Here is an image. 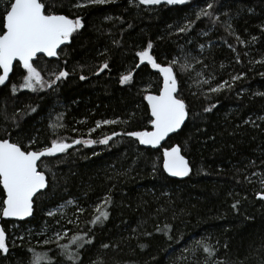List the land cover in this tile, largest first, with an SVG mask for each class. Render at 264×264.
Instances as JSON below:
<instances>
[{
    "label": "trees",
    "instance_id": "trees-1",
    "mask_svg": "<svg viewBox=\"0 0 264 264\" xmlns=\"http://www.w3.org/2000/svg\"><path fill=\"white\" fill-rule=\"evenodd\" d=\"M45 2L48 11L79 16L84 23L57 58L41 55L36 61L38 68L47 70L45 79L48 72L58 69H66L69 76L52 89L13 93L11 85H18L24 74L15 65L9 81L0 85V137L23 141L25 146L28 136L38 137L36 147L41 148L51 137V122L58 117L65 125L59 135L69 143L81 136L100 139L113 131L150 130V108L144 97L158 93L163 80L136 53L151 40L158 62L178 59L183 63L187 58L193 65L178 77L180 94L191 110L189 121L163 144H181L192 171L183 180L169 177L162 168V148L143 147L125 135L113 137L108 145H73L65 154L44 158L50 187L34 206L33 216L18 222L0 215L9 244V253L0 254V264H30L31 249L57 257L55 237L47 245L42 241L60 231V226L70 230L69 236L89 229L94 233L92 244L81 252L83 264H205V258L209 264L214 260L264 264V201L255 196L259 183L244 180L253 172L264 174V121L256 119L264 116V96L256 94L264 93V63H252L264 60V0H215L219 18L215 23L208 17L196 19V12L208 0L139 6L129 0H112L86 7H75L78 0ZM190 20L195 23L187 31H178ZM225 21L247 43H237ZM252 37L257 39L252 41ZM114 40L119 43L113 44ZM105 59L109 69L96 74ZM128 71L133 72L132 81L120 84V75ZM241 72L245 76L231 90L202 94L209 84L215 87ZM81 75L86 79L81 80ZM206 79L209 84H203ZM210 104H215L212 111L203 112ZM30 106L36 111L20 114ZM250 117L261 127L245 124ZM117 118L119 123L102 124L89 133L96 121ZM106 193L113 201L110 217L103 225L93 226L88 223L94 213L92 205ZM73 198L87 208L79 220L75 206L55 218L47 216L50 209ZM236 199L241 200L238 210L231 207ZM202 237L217 250L214 256L191 251L193 241ZM103 244L109 247L101 248Z\"/></svg>",
    "mask_w": 264,
    "mask_h": 264
},
{
    "label": "snow or ice",
    "instance_id": "snow-or-ice-1",
    "mask_svg": "<svg viewBox=\"0 0 264 264\" xmlns=\"http://www.w3.org/2000/svg\"><path fill=\"white\" fill-rule=\"evenodd\" d=\"M111 2L112 0H78L74 6L86 7L88 5H104ZM129 2L135 3L137 6L160 5L162 3L179 5L185 4L187 0H129ZM0 3L4 5L3 12H0V85H5L6 81H9L10 73L14 71L15 65H19L24 74L18 85H11L13 93L19 89L38 92L46 88H54L58 81L69 76V72L66 69H58L57 71L48 72V79H45L44 73L47 70L38 68L36 61L41 54L47 57H58V49L66 42H69L73 34L78 33L84 27L82 18L79 16L70 18L67 15L48 11L45 0H0ZM248 11H251V9H248ZM195 15L196 19L208 17L214 23L218 22L215 0H208L205 7L199 9ZM105 19H111V17H105ZM194 23V20L187 21L184 27L178 28V31L185 32ZM224 26L230 35L235 36L237 43H247V41L236 35L231 23L225 21ZM261 28L264 30V25H261ZM256 39V37L251 38L252 41ZM118 43V41H113V44ZM201 47L203 46L201 45ZM229 47L235 51L232 45H229ZM152 49L153 42L149 40L146 46L136 53L139 61L141 63L146 62L152 69L157 70L163 80V86L159 89L158 94L149 93L144 97L148 101L150 108L148 123L151 125V130L145 128L124 133L113 131L111 135H104L100 139L81 136L80 138H72L71 143H69L66 136L59 135L60 130L65 129V125L61 123L62 117H58L51 122V137L41 148L36 147L39 143L38 137L28 136L27 146L23 144V141L12 142L9 138L0 137V185H2V190L0 191L3 193V198L0 199V215L20 219L33 216L34 206H36L40 197L47 195L50 187V181L47 179L45 171L47 165L43 163L44 158H54L56 154H65L73 145H108L113 137L125 135L136 138L141 145L162 148L161 159L164 172L173 177H187L190 174L192 168L190 167L189 159L182 151V145L173 144L169 147H164L161 142L170 137V134H178L182 131L189 121L191 110L185 98L180 94L178 77L181 73L192 69L193 65L187 58L183 63H180L178 59H173L170 62H158L157 58L152 54ZM106 53L107 49H105ZM236 59L239 61V56ZM252 63H264V60L253 61ZM106 69H109L107 59L96 68V74ZM197 75L200 74L197 73ZM261 75H264V73H261ZM244 76L245 73L243 72L239 75L230 76L229 80L221 81L215 87L209 84V79H212V77H209V79L203 80V84H209V86L207 91L202 94L207 96V93H218L225 89L231 90L235 82ZM80 79L84 80L86 77L81 75ZM132 79L133 72L128 71L126 74L120 75L119 83L126 84ZM195 83L200 84L201 81L197 80ZM241 92H243V89H241ZM256 94L264 96V93ZM214 107L215 104H210L203 109V112H211ZM35 111L36 108L30 106L27 110H21L20 114L27 115L28 112ZM256 119L264 121V116H258ZM119 122V118L96 121L95 128L89 129V133L94 132L102 124H116ZM244 123L251 124L255 128L261 127L251 117L245 120ZM71 131L78 132V129L72 128ZM34 148L35 150H33ZM250 165L255 166L254 162H250ZM153 171H156L155 167ZM244 180L248 183H259L260 189L255 192V196L264 201V174L253 172L244 176ZM110 192L111 190H109ZM229 195H232V193H229ZM112 203L111 195L106 193L99 202L92 205L94 213L88 223L93 226L103 225L110 217L109 205ZM240 204L241 200L236 199L231 207L238 210ZM69 206H75L77 220H79L80 214L87 211L84 205L79 204L73 198L57 205L54 209H50L47 212V216L55 218L57 213L63 214L64 209ZM68 223H74V221L69 220ZM56 224L60 225V221L56 220ZM165 227L168 226L166 225ZM45 228L48 229V226L45 225ZM69 231L68 228L60 226V231L53 232L58 249L57 257H52L49 252H37L35 249H31L30 264H83L81 252L86 246L92 244L95 238L94 233L89 229L88 231H82L79 234L73 233L69 236ZM135 231L134 229L133 232ZM157 231H160V229L158 228ZM144 234L151 235V233ZM63 239H67V242L62 243ZM52 242V237L42 241L44 245ZM108 247V244L101 245V248ZM140 247L143 248L145 245L141 244ZM224 247L227 248V244ZM199 250L206 253L208 257L214 256L217 251L203 237L193 241L191 251L195 254ZM184 251H189V249L185 248ZM8 253L7 236L5 230L0 227V254ZM181 259H184V257L181 256ZM90 264H98V262L91 261ZM205 264H209L208 258H205ZM212 264H228V262L214 260Z\"/></svg>",
    "mask_w": 264,
    "mask_h": 264
},
{
    "label": "water",
    "instance_id": "water-1",
    "mask_svg": "<svg viewBox=\"0 0 264 264\" xmlns=\"http://www.w3.org/2000/svg\"><path fill=\"white\" fill-rule=\"evenodd\" d=\"M163 4V3H162ZM70 42V41H69ZM69 42H66L64 45H62L61 46V48L60 49H58V52L64 47V46H66ZM42 56H45V57H47L46 55H44V54H41ZM40 55V56H41ZM47 58H50V59H52V58H57V57H47ZM14 64H15V62H14ZM11 74V73H10ZM7 82V81H6ZM151 94H158V93H151ZM148 102V101H147ZM151 130V129H150ZM173 134H170V137L172 136ZM170 137H168V138H166L165 139V141H162L161 142V144L163 145ZM11 141V140H10ZM13 142V141H12ZM141 145V144H140ZM141 146H143V147H146V148H153L152 146H145V145H141ZM190 167H191V165H190ZM166 173V172H165ZM169 177H171V178H174V179H178V180H183V179H185V178H187V177H173V176H171L170 174H168V173H166ZM4 218H6V219H8V220H12V221H18V222H20V221H25V220H27V219H29L30 217H26V218H23V219H20V218H15V217H4Z\"/></svg>",
    "mask_w": 264,
    "mask_h": 264
},
{
    "label": "rangeland",
    "instance_id": "rangeland-1",
    "mask_svg": "<svg viewBox=\"0 0 264 264\" xmlns=\"http://www.w3.org/2000/svg\"><path fill=\"white\" fill-rule=\"evenodd\" d=\"M50 237H53V236H50Z\"/></svg>",
    "mask_w": 264,
    "mask_h": 264
}]
</instances>
